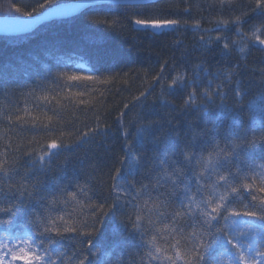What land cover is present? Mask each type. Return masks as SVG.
<instances>
[{
    "label": "snow or ice",
    "instance_id": "obj_1",
    "mask_svg": "<svg viewBox=\"0 0 264 264\" xmlns=\"http://www.w3.org/2000/svg\"><path fill=\"white\" fill-rule=\"evenodd\" d=\"M115 2L77 0L73 5L55 6L48 15L64 16L82 10L89 14L88 23L112 28L114 21L109 24L95 14ZM249 2L253 5L251 12L264 17V0ZM218 3L221 8L232 7L234 0H218ZM125 7L134 9L133 16L140 17L144 15L141 10L146 5L143 0H137ZM16 11L26 18L6 22L5 32L26 33L45 18L43 14L34 16L32 12H22L19 7ZM244 22L239 15L220 21L224 29L231 30L229 23L234 26L239 40H233L232 44L240 53H245L250 43L258 41L264 45V39H261L264 22L252 26L251 35L241 31ZM131 23L156 31H179L187 26L186 21L182 23L180 19L156 15L134 18ZM192 27L198 29L200 25L197 23ZM216 40L222 41V38L217 36ZM229 47V43L223 41V50L227 51ZM76 67L83 68V65ZM203 73L202 77L200 72H195L192 78L179 73L167 87L169 93L176 87L191 89L185 107L196 106L209 118L211 127H206L202 136L204 143L212 144L211 150L205 154L194 137L180 150L183 163L175 158L169 162L163 158L169 148L167 142L162 138L150 141L153 150L160 155L152 158L158 162L153 180L140 184L138 189L134 181L142 167V157L126 152L120 161L121 167L113 176L114 195L110 204L106 201L92 203L91 189L86 182L61 187L54 181L45 183L39 179L34 168L37 162L39 172H44V165L53 156L72 149L71 145L58 143L55 139L48 142L46 148H41L35 158L26 150L24 155L30 163L25 160L24 165L29 170L21 173L19 157L15 154L19 147L14 148L9 132L26 126L35 128L39 118L31 115L27 107L22 112L4 113L9 131L0 132V141H7L0 147V233L4 234L0 238V264H57L58 261L59 264H96L92 258L97 255L96 248L104 238L102 228L104 217L108 216L118 222V227H113L112 231L120 235L111 248L123 249L130 255L133 249L137 250V255L142 250L141 264H264V80L260 82L255 103L245 104L251 95L250 85L237 80L233 71L217 69L212 72L204 67ZM49 74L61 91L109 82L108 78L92 74L52 73L51 70ZM155 79L159 81L163 77ZM205 80L206 84L203 83ZM215 81L219 83L213 88ZM201 87L203 91H199ZM11 90L12 85L0 74V91L8 95ZM38 90L41 93L51 91L41 82L24 95L36 96ZM77 95L82 96L84 92ZM198 95L204 101L202 105H197ZM230 96L233 98L231 104L227 102ZM36 98L47 101L48 95ZM47 120L51 123L52 117L48 116ZM43 127L48 129L49 124ZM151 127L148 125L145 130L150 131ZM210 133H217L218 137L209 139ZM88 136L85 132L80 139L87 142L84 138ZM144 140L141 135V149ZM185 169L192 173L191 178L186 176ZM129 177L133 178L132 182ZM117 178L125 181L124 187H120ZM121 201L124 206L131 207L130 214L122 213ZM120 228L125 234L119 233ZM77 243L84 247L76 248ZM107 255L105 253L100 264H110ZM114 264L122 262L115 261Z\"/></svg>",
    "mask_w": 264,
    "mask_h": 264
},
{
    "label": "trees",
    "instance_id": "obj_2",
    "mask_svg": "<svg viewBox=\"0 0 264 264\" xmlns=\"http://www.w3.org/2000/svg\"><path fill=\"white\" fill-rule=\"evenodd\" d=\"M70 1L74 0H0V17H22L16 11L17 7L22 12L37 15L50 6ZM41 4L45 7L41 8ZM252 6L249 0H234L232 7L223 8L218 0H156L141 10L143 16L135 17L132 8L109 5L95 15L106 19L109 24L114 21L112 28L88 23L89 14L82 12L73 18L42 24L26 35L0 36V74L12 85L8 95L0 91V132L9 131L4 113L22 112L27 107L31 115L39 118L35 128L26 126L9 132L14 148L19 147L15 154L19 157L21 173L29 170L24 165L25 160H29L24 152L31 151L35 158L41 148H46L47 143L55 139L58 143L71 145L72 149L53 156L44 165V172H39L37 162L34 168L39 179L45 183L54 181L61 187L86 182L91 189L92 203L106 201L110 204L114 195L113 176L121 167L120 161L126 152L142 157V167L134 181L137 189L154 178V167L158 162L152 158L160 153L153 150L150 141L162 138L167 142L169 148L163 158L169 162L175 158L183 163L180 150L194 137L207 154L212 144L203 142L202 133L206 127H211L209 118L196 106L185 107L191 89L176 87L169 93L167 85L179 73L192 78L195 72H200L203 77L204 67L212 72L230 70L237 80L250 85L251 95L245 104L255 103L260 82L264 80V45L258 41L250 43L248 50L240 53L232 44L233 40H239L234 26L229 23L231 30H228L220 24L222 20L242 16L245 22L241 31L251 35L252 26L264 22V17L251 12ZM152 15L180 19L182 23L186 21L187 26L161 35L134 29L131 19ZM197 23L200 25L198 29L192 27ZM217 36L222 41H217ZM223 41L229 43V50H223ZM78 64L83 68H77ZM197 65L201 67L197 68ZM49 70L52 73L99 75L108 78L109 82L61 91L53 83ZM157 76L163 79L157 81ZM41 82L51 91L41 93L38 90L36 96L46 94L47 101L24 95ZM215 83L219 81L214 82L213 88ZM199 91H203V87ZM78 92H84V95H77ZM227 102L233 103V98L230 96ZM203 103L198 95L197 105ZM48 116L52 117L51 123ZM27 118L30 120L31 117ZM44 124H49V128H44ZM148 125H152L150 131L145 130ZM85 132L89 133L84 138L87 142L80 139ZM141 135L145 137L143 149L140 148ZM214 136L218 137V134L210 133L209 139ZM4 143L7 141H0V147ZM185 172L188 178L192 177L188 169ZM117 179L120 187H124L125 181ZM132 179L129 177V182ZM121 211L127 215L132 209L121 201ZM113 227H118V222L111 216L104 217V238L92 259L100 264L107 253L110 264L115 261L141 264L142 250L137 255V250L133 249L130 255L123 249L111 248L120 238L119 234L113 233ZM119 233L125 234L122 228ZM3 235L0 233V238ZM75 247L84 245L77 243Z\"/></svg>",
    "mask_w": 264,
    "mask_h": 264
},
{
    "label": "water",
    "instance_id": "obj_3",
    "mask_svg": "<svg viewBox=\"0 0 264 264\" xmlns=\"http://www.w3.org/2000/svg\"><path fill=\"white\" fill-rule=\"evenodd\" d=\"M154 1H156V0H143V2H144L145 5L151 4ZM76 2H77V0H74V1H70V2L59 3V4H56V5H53V6L48 7L43 12L39 13V14H43L45 18L39 24L34 25L26 33L25 32H16V31H8V32H5L3 30L6 22H11V21L15 20L16 18H26V17H0V36H20V35H26V34H29V33L33 32L34 30H36L42 24L50 23V22L55 21V20H64V19L73 18V17L81 14L82 13V10H77V11H74V12H69L67 15H64V16L48 15V13L51 11L52 8H54L57 5H73ZM135 2H137V0H116L115 3H111L110 5H126V4H129V3H135ZM133 26H134V29H136V30L150 31V32H152V33H154L156 35H161L162 33L171 30V29H164V30L156 31V30H151V29H144V28H142L140 26H137L135 24H133Z\"/></svg>",
    "mask_w": 264,
    "mask_h": 264
}]
</instances>
